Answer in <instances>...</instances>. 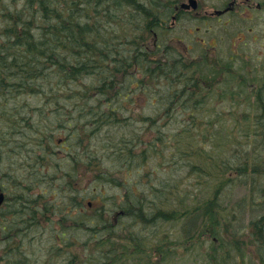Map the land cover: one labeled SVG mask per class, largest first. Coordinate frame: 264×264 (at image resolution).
<instances>
[{
	"label": "rangeland",
	"instance_id": "rangeland-1",
	"mask_svg": "<svg viewBox=\"0 0 264 264\" xmlns=\"http://www.w3.org/2000/svg\"><path fill=\"white\" fill-rule=\"evenodd\" d=\"M229 1L231 0H203L209 11L220 9ZM250 1L255 7L256 3H260L261 7L256 10L234 8L229 15L223 16L218 22L214 19L208 20L206 24L198 23L201 27L199 32L194 29L195 23L191 28L193 32H185L181 29L172 30L168 25H165L161 31L158 40L161 39L168 46L181 51L182 60H193L200 66L201 77H198V73L191 75L195 76V82H200L197 90L201 91L198 96H193V98H198L196 107H191L194 102L192 100H188L189 102L175 101L177 106L173 104L168 114L164 116L162 110L165 109V104L162 93L165 94L164 91L176 85L173 82L167 84L169 80L165 78L152 80L150 88L155 91V95L161 96L157 98L159 100L157 104H152L151 100L146 104L142 93H134L132 99L127 101L132 111L119 116L122 124L99 128L90 142L85 141L87 144L85 151H81L83 144L75 150L70 148L72 140H67L68 133L72 132L70 128L76 124L81 127L86 126L89 131L92 127V112L106 111L103 99L101 98V103H97L93 96L86 101H90L97 107L92 104L90 107L75 108L77 104H73V101H78L77 97L63 98L60 95L71 92L95 93L98 90L96 86L98 77L102 78V72H99V69L89 75L82 70V75L78 76L77 82L73 80L76 78H73L68 85L62 86L63 83L57 80L59 75L55 70L52 71L56 66L50 65L53 63L50 57L49 60H44L43 56H39L35 62L40 63V70L38 68L35 70L34 67L32 70L25 68L28 72L36 74V77L40 75L38 82L41 83V88L36 93L28 95L19 91L20 88L10 87L15 90L7 92L0 89V149L4 146L7 152V154L0 152L3 155L0 156L2 157L0 170H5L4 174L0 173V185L3 187L1 190L4 192V202L0 206V227L7 226L9 231L5 234L0 228V264H89V262L97 264L101 260L99 257H105L106 254L110 255V258L105 259L103 264H263V262H257L258 256L256 255L259 251L264 255V245H261L264 243V233L260 234L261 230L264 232V202L257 204L260 202L258 198L260 193L264 200V125L260 130L262 133H259L257 137L253 129L258 130L254 127L255 114H264V0ZM81 2L84 1L75 0L73 18L78 17V9L81 10L80 7L84 6ZM53 3L61 6L63 0H50L48 8H53ZM35 4L34 0H29V2L28 0H0V52L9 51L10 45L14 46L10 43L7 46L4 44L8 26H11L8 29L11 34L20 36L23 35V28L26 27V19L32 21L39 17L34 24L28 26L27 34L38 28L37 24L41 25V34L48 33L50 19L53 20L55 17H50L52 13H48V8L40 9ZM84 7H86L84 12H87L90 18L89 20L82 19L83 26L88 25L89 32L97 27V30L92 32L98 35L95 39L87 34L91 37H88L91 45L95 43L96 46L89 47L86 51L83 49L81 53L77 51V54L81 55L86 52L85 55H91L92 59H96L97 49H101L103 45L109 50L115 46L123 49L127 47L125 43H122L124 39L120 41V36L130 33V23L134 17L127 16L129 10L126 13L120 11L116 14L118 16L110 19V24H108L107 17L102 14L107 8L105 4H101L98 8L101 14L98 16L99 23L94 22L96 18L94 7L88 4ZM40 12L45 14L44 20ZM250 17L253 19L251 20ZM46 22L47 24H44L46 27H44L42 24ZM204 25L213 26V28L205 32ZM248 27L252 30L249 31ZM70 30L73 31V29ZM63 33L61 32L58 38L63 36ZM240 36L243 37L241 41H239ZM153 41L155 38L150 35L144 43L148 46L151 43L150 47H152ZM48 42L51 41L48 40ZM51 43L42 49L50 55L53 54L54 49L57 50L56 53H59L60 43L55 40L52 43L54 49L49 51ZM65 44L67 45V58L70 56L69 58L75 59V52L72 49L74 45ZM8 55L10 54L4 53L3 57ZM23 57L27 56L20 58L24 62ZM28 61H25V64ZM44 63L49 68L39 74ZM30 64L34 66L35 63ZM193 69L198 71V66L193 64L191 70ZM12 70L15 71V69ZM214 70L216 72L212 75ZM106 74L109 75V72L106 71ZM119 75L123 80L124 75L121 73ZM119 75L117 77L120 78ZM135 76L140 77L141 75L137 73ZM53 96L60 102L57 110L53 103L47 102ZM231 96L235 97L233 101H231ZM256 96L258 98H255ZM26 106L29 109H26L28 108ZM190 110L196 117L200 142L210 145L209 135H213L214 129H220L215 139L221 148L218 150L224 149L226 155L216 154L217 158L221 156L232 158L234 152V157H236L237 149H242L241 157L235 158L238 167H233L231 170L233 172L225 168L229 172L228 180L232 178L231 184L228 182L221 194L217 196L220 207L218 218L221 219L219 220L221 229L219 234L214 232V228L218 230L219 226L212 225L209 214L200 210L201 201L210 200L216 195V189L211 192L206 191L207 185H202L204 182L200 178L202 173L199 168L193 174L186 172V168L189 170V166H185L187 157L177 150V146L184 141L185 133L183 134L181 129L192 120L189 116ZM20 111H23V114H19ZM155 112H158L157 116ZM150 113L158 119L163 128L162 136H159L154 144L157 143L158 149L154 150L152 147L150 152L139 158L141 162H132L123 166L125 162H121L124 160L121 154H126V149L134 154L139 153V143L135 141L133 144L132 142V146L129 141L130 137H138L137 141L141 143L147 139L144 123L147 122L146 115ZM232 114L237 115V118L245 115V121L242 123L250 131L249 136H245V132L238 130L241 126L239 122L238 124L235 122V118L231 117ZM23 119H27L31 126L26 127L20 124ZM68 121L72 123V127L67 124ZM225 135L232 137L234 144L230 138L227 141ZM39 139L51 144L43 147L46 146L54 151L52 161L60 166L56 167V175L46 172L47 181L51 182L50 189L45 192L48 186L43 185L31 188L19 187L8 178L2 179L6 177L7 172L15 179H21L20 177L24 181L28 179L31 170L38 166L37 162L33 161V157L34 152L38 151L35 145ZM79 139L78 141L82 143L83 140ZM226 143L231 148L223 145ZM8 146L14 149H9ZM224 146L226 147L223 148ZM69 152H73L75 157L83 156L84 159L86 158L85 152L94 153L100 159H104L105 167L114 177L103 178L95 175L98 168L90 167V164L86 162L76 163L77 176L72 177V175L65 174V171L70 169L69 161L66 160ZM258 159H263L260 165H257ZM111 164L116 167L112 168ZM43 165L47 167L51 163L44 161ZM117 165H120L121 169H118ZM243 168L245 173L242 178L243 182L240 183L238 173ZM127 178L129 181L131 179L133 188L137 187L141 190L144 186L151 187L153 184L154 193H157L156 190L161 191V197L154 198L155 195L150 194L148 188V195H144L146 204H150L151 200L163 202L165 198H170L168 202L171 204H176L179 200L182 207L191 204L187 207L198 205L199 209L190 212L189 219H187V214L184 217L176 216L172 219L170 216L168 220L157 218V221L153 223L137 225L125 213L124 209H127L128 205H120L123 207L121 211L119 207L116 208V203L122 201L123 194V187L119 185ZM116 180L120 183L115 184ZM199 180L202 184H198ZM18 188L22 190L21 197L31 199L28 204L24 198L17 200L18 194L12 193ZM69 191L72 193L69 194ZM86 195L88 197L85 198ZM203 195L206 196L203 197ZM81 196L84 198L81 199ZM91 197L92 204L89 205ZM20 201H24V205H20ZM75 201L76 209L73 206ZM165 204L164 202L163 206ZM212 205L209 206L212 207ZM59 206L62 208L61 212ZM173 210L176 211L174 208ZM101 213L106 215V221H103L102 227L89 228L88 223L92 220L98 222L96 217ZM75 215L79 216L77 221L73 218ZM82 216L85 217L83 219L87 218L85 220L87 224L81 223ZM106 222L112 226L104 225ZM116 225H118L117 228L114 227ZM107 231L113 233L108 234ZM62 233H65L63 237ZM66 238L68 240L63 242ZM231 242L239 243L244 249L243 260L239 258ZM15 252L22 255V261L10 260Z\"/></svg>",
	"mask_w": 264,
	"mask_h": 264
},
{
	"label": "trees",
	"instance_id": "trees-1",
	"mask_svg": "<svg viewBox=\"0 0 264 264\" xmlns=\"http://www.w3.org/2000/svg\"><path fill=\"white\" fill-rule=\"evenodd\" d=\"M34 1L36 2L35 5H37V7L40 9H47L50 6L49 5L50 0H34ZM82 1H84V2H81L83 3L84 6L85 4H88L90 6L92 5L91 7H94L95 9V6H97V2L99 1L103 2L106 0H82ZM127 1L129 2V4L135 6L136 10H143V8L144 10H146V13H147L146 15L152 18V21L149 22V24L146 26L145 29L147 31L151 30L152 33L151 34L149 33L148 37H146L143 40L142 39L139 40L138 36L135 38L134 41L130 39V41H126L127 47H125L124 49L114 47V49L110 50V53L108 52L106 56L102 55L100 57L99 54L101 53V50L97 49L98 57L96 59L91 58L90 62L87 59L83 58L86 52L81 55L77 54V51L81 53L83 49H85L84 51H86L89 49V47H92V46L94 47L96 45L95 43H92L91 45V42L88 40V38H86L87 37L86 29L88 28V25L87 26L85 25L84 27L83 26L84 22H82L81 20H77V18L75 17L73 18V15H72L74 12L73 4L75 0H72V1L63 0V3L61 6L54 5L53 3L54 5L53 8H48L49 9L48 13L50 12L52 13L50 17H55L53 18V20L50 19V23H49L50 25L47 28L49 29L48 33L41 34V31H42L41 25L37 24L36 27L38 28L33 29L32 31H29L27 34L28 26L34 24V22H36V20L39 17L35 18L32 21H30L29 19H26V24H25L26 27L23 28V33H22L23 35L19 36L18 34H11L10 33L11 31L8 30L11 26H8L6 28L7 37H6V40L4 41V44L7 46L8 43H10V44H14V46L10 45L9 51L0 52V62L2 63L0 64V74H1L0 75V89H4L3 90L4 92L20 88L19 91L25 92V94L29 95L31 93H36L41 88L40 87L41 83L38 82L40 80L39 79L40 75L36 77V74L30 73L27 70H25V68L28 70H32L33 67L35 68V70L37 68L40 70V63L35 62L37 61L39 56H43L44 60H49V57H50L51 59L50 61L53 62L50 65L53 67L56 66V68L52 69V71L55 70L57 72V74L59 75L57 77V80L63 83L62 86H64V84L68 85L69 82H72L71 79L73 78H76L73 80L77 82L78 76L82 75V72H81L82 70H84V72L87 75L92 74L97 69H99V72L100 71L102 72V78L98 77L99 80H98V83H96L98 90L95 93L84 92V93L79 94V93L71 92V93H66L64 95H60L63 98L77 97L78 101L76 102L73 101V104H77L75 108H82L84 106L90 107L93 103H91L90 101H86V99L89 100L93 98V96H95V100L97 101V103L98 102L101 103V98L103 99V104L106 108V111L103 110L102 112H99V111L92 112L93 114V118L91 119L92 127H90L89 131H87L86 126L81 127L79 124H76L72 127V123L68 121L69 123L67 124L72 127L70 128L72 132L70 134L68 133L67 140H70V139L72 140L70 144V148H73L72 150H75V148L81 144H83V146H86V149H87V144L85 143V141L87 140L88 142H90L92 136L95 135V132L98 131L99 128L103 126L110 127L113 125L122 124L121 117L119 119V116L120 115L124 116L125 114H127V112L132 111L131 110L132 108L131 109L129 108L131 105H127L128 103L127 101L132 99V96L134 95V93L136 92L142 93V96L143 95L145 96L146 104H148L150 100L152 104H157V102L159 101L157 98H161V96L155 95V91H153L150 88L152 87L151 86L152 80L157 81V80L165 78L169 80L167 84H170L173 82L176 85L174 88H170L167 91H164L165 94L162 93V95L164 96V104H165V109L162 110V113H164V116L168 114V110L172 108L173 104L174 106H177V103H174L175 101L179 102L180 100H182V101L189 102L188 100H192L194 102L191 107H196V105H198V98L196 97L193 98V96L194 95L198 96V93H200L201 90L200 91H198L199 89L197 90V86L198 84H200V82L199 81L195 82L196 81L195 76H191V75L192 73L194 74L198 73V77H201V73L199 72L200 66L193 60L192 61L186 60L187 62L182 60L181 58L183 57V53L181 51H178L177 48L175 47L168 46V44L164 43L161 39L158 40L161 31L165 28L164 20L166 19V17H168L167 16L168 10L164 11L162 5L160 4L158 0H157V6L154 9L155 12H153V10H150L148 7L143 5L139 0H127ZM84 6L80 8L81 9L85 8ZM158 10H161V11H158ZM40 13H41L40 16L44 20L45 14H43L42 12ZM79 15H81L80 9H78V13H77V16ZM18 23L19 22H17L16 20V24ZM44 24H47V22L42 24L44 27H46ZM70 29H73V31ZM61 32H64L63 36H60L58 38ZM153 34H155L156 41H153L154 45L150 47L151 43L148 46L144 42L145 40L149 38L150 35H153ZM88 35L96 39L98 34L91 32ZM40 37L42 38L40 39ZM43 37H46V38H43ZM46 40L47 42H45ZM48 40H50L52 43L55 40L58 41V43H60L61 47H60L59 53H56L57 50L53 48L52 43L48 42ZM49 43H51V48H49L48 50L51 51L54 49L52 55H50V53L47 54L46 50L42 49V47L46 46ZM65 43H71L72 45H74L72 49H74L73 52H75L74 53L75 59L69 58L70 56L67 58V55H66L67 45ZM5 49L6 47L4 48V50ZM120 50H122L123 53L125 54L124 59L119 58V56H117L114 53L115 51H119L120 53ZM21 51H23V53H21ZM4 53H8L10 55L3 57ZM22 56H27V57H23L24 62L23 60L20 59L22 58ZM5 58H7L6 61H4ZM70 59H72L73 61H68ZM16 60L18 63L16 62ZM25 61H28V63L25 64ZM31 62L35 63L34 66L30 64ZM193 64L194 66L195 65L198 66V71L196 69L191 70ZM47 68H49V66H45V63H44L42 70L39 71V74L40 73L42 74L44 70ZM12 69H15V71H13ZM106 71L109 72V76L106 74ZM215 72L216 71L214 70V73H212V75L215 74ZM120 73L124 75L123 80L121 79V76L119 75ZM137 73L140 74L141 76L136 77L135 75ZM117 75H119L120 78L117 77ZM81 77L79 78L81 79ZM188 77L189 79H186ZM10 87L15 88V89H10ZM58 92H61V91H58ZM1 93L3 92L1 91ZM231 97H232L231 101H233L235 97L234 96H231ZM255 98H258V97L256 96ZM58 100L59 99L53 96L52 99L48 100L47 102L53 103L55 110H57L60 107V102ZM93 106H96V105L93 104ZM26 109H29V107ZM20 112L21 113L19 114H23V111H20ZM155 113L157 116L158 112H155ZM190 113H189V116L191 117L192 120L190 121V123H188L186 127L181 129L182 130L181 132L183 134L185 133L184 141L183 142L181 141V144L177 146V150L180 152L181 155H185V157H187L185 166L188 165L189 170H187L186 168L185 171L190 174H193V172L198 171V168H199V171L202 173V176L200 178L204 183L203 184L200 183V180H199L198 184L200 183L202 185H207L206 187L207 192H211L213 189H216L215 196H213L210 200L206 201V199H204L203 201H201L202 205H200V210H202V212H207L209 214V220L212 222V225L219 226L218 230L214 228V232L219 234V231L221 232V229H220L221 219L218 218V212L220 210V207L218 204L219 197L217 196L219 195V193L221 194L222 189L226 186L228 182L229 184H231L230 181L232 180V178L228 180L229 172L226 171L225 168H228L227 170L231 171L233 167H238V164L235 158L241 157L242 149L241 150L237 149L236 152L238 154L236 155V157H234V154H235L234 152L232 154V158H229L228 156L227 157L225 156L226 158L225 157L222 158V156L217 158V155H220V154L226 155L224 149L218 150L221 148H219L220 145H217L216 139H215L219 135L218 131L220 129H214L215 132L212 133L213 135H209V138L211 140L210 145H208V143H205V142H200L198 138V135H199L198 125L195 122L196 117H194L193 111L190 110ZM236 116L237 115H234V114L231 115L232 118H235V122L237 124L239 122L241 126L238 130L240 132L241 131L245 132L244 133L245 136H249L250 131L242 123L243 121H245V115H243L241 118H237ZM145 118L147 122L144 123V126H145L144 129L146 132L147 139L143 143L138 141L139 153L134 154L132 152H129L128 149H126L127 151L126 154H123V153L121 154V158H124V160L121 162L122 163L125 162L123 166H126L127 164L132 163V162L133 163L141 162L142 160H139V158L141 156L144 157L148 152H150L152 147L154 148V150L158 149L157 143L156 145L154 144L156 140L159 139V136H162L163 128H161V124L159 123L158 119L153 117L151 113L149 115H146ZM263 120H264V114L262 113L255 114V119H254L255 126L254 127L258 130L253 129V131H255L256 137L259 133H262L260 132V130L262 129L264 125ZM25 122H26V119H23V122H21L20 124H24L26 127H29V125L25 124ZM125 124H128V123L125 122ZM213 128H215L214 125H213ZM199 130L200 132L203 131L200 128V126H199ZM130 138L131 139H129V141L131 142L132 146L135 141L139 140L138 137H130ZM228 138H230V136L225 137L227 141H229ZM231 138H230V141L233 142V139ZM78 139L81 141L83 140V142L80 143ZM36 142L37 143L35 146L36 148H38V151L34 152L35 155L33 157V161L37 162L38 166H35V168L31 170V172L28 174V179L26 181L22 180V177H20L21 179L19 178L15 179L9 176V172L5 173L6 177H3L2 179L8 178V180L13 181L14 184H17L19 187H24V188H31L33 186L40 187L42 185L44 187L48 186L47 190L45 191L47 192L50 189L51 182L50 180L47 181L48 177H46V172L56 175L57 173L56 167H60V166H57V163L54 164L55 162L52 161L54 151L51 150V148L46 147L50 143L44 142L43 139H39ZM232 144H234V142ZM44 145L46 146L43 147ZM223 145L227 146V147L224 146L223 148L225 147L231 148V146H228V143L223 144ZM8 147L9 149H14L11 146H8ZM70 148H69V151H70ZM73 152H69L68 157L66 158V160L68 159L69 161L70 169H67V171H65V174L72 175V177L77 176L76 174L77 172H75L76 163L79 164L81 162L82 163L86 162V164L88 163L90 164V167L98 168V171H96L95 175H100L103 178H109V177L113 178L114 177L113 174L111 175L110 174L111 172H109V170L105 167L104 159L103 160L100 159L94 153L90 154L86 152H85V157H86L85 159L83 158V156H80L79 158V157H75ZM1 153L7 154L6 151L5 152L3 151ZM1 153H0V156H3ZM136 157L138 159H135ZM0 158H1L0 162H2V157ZM44 161L51 163V165H47L46 167L45 165H43ZM233 161H235V163H233ZM262 161L263 159L262 160L258 159L257 165H260ZM28 164L29 162L27 161V166ZM252 164H254V161H252ZM111 166L112 168L116 167V165L114 164H111ZM117 168L121 169V166L117 165ZM7 170L10 171L9 168H7ZM139 170H141V168H139ZM4 172L5 170L4 171L0 170L1 174H4ZM244 173H245L244 168L240 170L238 173L240 175V179H239L240 183L243 182L242 178H243ZM128 179L129 178L124 179L123 183L119 185L123 187V194L121 196L122 201H120V203L119 202L116 203L117 205L116 208L119 207V210L121 211L123 207H121L120 205H124V204L125 206L128 205V208L124 209L126 211L125 213L128 215L129 218H132V221L137 225H140V224L145 225L148 223H153L157 221V218H161L162 220H168L170 216L172 219L176 216L184 217L187 214H188L187 219H189L190 217L189 213L192 211H196V209H199L197 208L198 205L187 207L188 205H191V204H186L185 206L182 207L181 206L182 203L179 200L176 202V204H171L168 202L170 198L168 199L165 198L163 202L161 200H159L158 202H154L151 200L150 204L149 203L146 204L144 195H148L149 193V191L147 190L148 188L150 189V194L155 195L154 198L161 197V191L156 190L157 193H154L153 192L154 185L151 183H150L151 187L144 186V188L141 190L137 187L133 188L131 186V179L130 181ZM117 182H119V180H116L115 184ZM123 185H128V186H123ZM1 186L2 185H0V190L1 188H3ZM70 192L72 193V191H69L68 193L71 194ZM12 193L18 194L19 198H16L17 200H23L24 197H21L22 190L20 188H18L17 191H12ZM261 195L262 194L260 193L258 196L260 202H257V204H262L261 202H264V200L261 198ZM204 196L206 195H203V197ZM69 197L74 198L73 196H70V195ZM86 197L88 196L86 195L85 198ZM83 198L84 197L81 196V199ZM253 199H254V194H253ZM24 200L25 201L27 200V204L28 202L31 201L29 197L24 198ZM90 200L92 204V197L90 198ZM164 202L166 203L165 206H163ZM24 203H25L24 201H20V205H24ZM211 204H213L212 207L209 206ZM58 205L59 204H57V206ZM73 206H74V209L77 208L75 207L76 201L74 202ZM116 208L114 209L116 210ZM173 208L176 211H174ZM61 209L62 208L59 206L60 212H61ZM13 210L15 211L17 209H13ZM158 211H159V214L157 213ZM18 212L19 211L17 210V213ZM66 213L68 214V212ZM28 215L30 216L31 214H28ZM121 215L123 216L124 214H121ZM105 216H106L105 213H101V215L97 214L96 218L98 219V222L94 220L90 221L88 223L90 225L89 228L94 229V227H99V228L102 227L103 221H106ZM78 217H79L78 215H75L73 218L74 220H76ZM145 217H147V219L144 220ZM83 218L85 217L82 216L81 223L87 224V222L85 221L87 220V218L86 219H83ZM106 224H108L110 227L112 226L110 223H107V222L104 225ZM124 225L125 224H123V226ZM2 227L3 226H1L0 228L2 229ZM114 227L117 228L118 225ZM4 228L5 226L3 227L2 231L4 230ZM222 230L224 231V229ZM111 232L112 231H107L108 234L113 233ZM261 233L263 235L264 232L261 230L260 234ZM64 234L65 233H62V237L64 236ZM67 240L68 239L66 238V240H64L63 242H66ZM231 244H233V248L237 252L239 258L243 260L244 259L243 255L245 254L244 249L237 242H234V243L231 242ZM261 245H264V243H261ZM104 256L105 257L103 256L99 257L101 258V260L99 261L100 263L98 262L97 264H103L102 262L105 261V259L110 258V255L106 254ZM256 256H258L257 262L259 263L263 262L264 264L263 253L259 251V254H257Z\"/></svg>",
	"mask_w": 264,
	"mask_h": 264
},
{
	"label": "bare ground",
	"instance_id": "bare-ground-1",
	"mask_svg": "<svg viewBox=\"0 0 264 264\" xmlns=\"http://www.w3.org/2000/svg\"><path fill=\"white\" fill-rule=\"evenodd\" d=\"M143 5H145L146 7H148L150 10H153V12H155L154 11V9H155V7L157 6V0H139ZM159 2H160V4L162 5V7H163V10L164 11H166V10H168V15L167 16H169V14H170V12L172 11V6H170L174 1H178V0H158ZM233 1L231 0V1H229L228 3H227V5H225L226 7H224V8H220V9H213V10H208L209 12H211V13H213V14H215V15H217V14H222V13H224V12H228V11H230L231 10V3H232ZM188 3H190L191 5H192V0H188V2L187 3H185L183 6H189L188 5ZM101 4H105L106 6H107V8L106 9H104V12L102 13L103 15H105L106 17H107V19H108V21H107V23L108 24H110V19H112V18H115V17H117L118 15H116L117 13H119L120 11H124V13H126V11L127 10H129V15H127L129 18H131L130 16H132V18H133V20H132V23H130V28H129V30H130V33L129 34H125V35H123V36H120L121 37V40L120 41H122L123 39H124V42H122V43H127L126 41H130V39H132V41H134L135 40V38L138 36V39L139 40H143V39H145L146 37H148V35H149V33L151 34L152 32H151V30H149V31H147L145 28H146V26L149 24V22L150 21H152V18H150L149 16H147L146 14V10H144V8H143V10H136L135 9V6H133V5H131V4H129V2L127 1V0H117V2H116V0L115 1H113V0H106V1H104V3H102L101 1H99V2H97V6H95V11H96V14H95V16H96V18H94V22H97V23H99V19H98V16L99 15H101L100 13H99V10H98V8H99V6L101 5ZM124 5V6H123ZM142 5V6H143ZM92 6V5H91ZM131 7V8H130ZM193 7V6H192ZM86 8V7H85ZM85 8H83V9H81V12H82V14L81 15H79L78 17H77V20H81L82 21V19L83 18H86V19H88L89 20V18H90V16L87 14V12H84L85 10ZM226 8H228L226 11H225V9ZM145 9H147V8H145ZM133 10V11H132ZM158 11H161V10H158ZM221 11H223V12H221ZM138 13V14H137ZM135 16H134V15ZM151 14V13H150ZM84 16V17H83ZM136 21H138V22H136ZM165 22V25H168L169 26V24L171 23V19H169V17H166V19L164 20ZM88 22V21H87ZM105 23H106V20H105ZM106 23V24H107ZM87 26V25H86ZM90 27H88L86 30H87V34H89V33H91L93 30H97L96 28L97 27H93L94 29L93 30H91L90 32H89V29ZM112 28H114V26H112ZM89 32V33H88ZM90 36V35H89ZM89 36H87L86 38H88ZM124 37V38H123ZM153 37L155 38V41H156V37H155V34H153ZM89 38H91V37H89ZM120 41H118V42H120ZM104 47V48H103ZM103 47L100 49L101 50V53L99 54L100 55V57L102 56V55H107L108 54V52L110 53V50H109V48H107L106 46H104L103 45ZM115 48H116V46H115ZM114 49V48H113ZM112 49V50H113ZM117 56H119V58H121V59H124L125 58V54L123 53V51L122 50H120V53H122V54H120L119 53V51H115L114 52ZM89 56V57H88ZM88 56H86V55H84V59H87L89 62H90V59H91V55H88ZM109 76V75H108ZM111 81V80H110ZM25 124H27V125H29V126H31V123L30 122H28L27 121V119H26V122H25ZM136 143H138V141H136ZM86 150V147L85 146H81V151H85ZM5 152L6 150L4 149V146L0 149V152ZM0 193H3V195H4V192L2 191V190H0ZM4 202V199H3V201H2V203ZM2 203L0 204V206L2 205ZM4 227V226H3ZM3 227H2V229H3ZM4 233L6 234H8V230H7V226H5V228H4ZM25 256V255H24ZM10 260H12V261H22L23 260V257H22V255L19 253V252H15L14 253V255L10 258Z\"/></svg>",
	"mask_w": 264,
	"mask_h": 264
},
{
	"label": "flooded vegetation",
	"instance_id": "flooded-vegetation-1",
	"mask_svg": "<svg viewBox=\"0 0 264 264\" xmlns=\"http://www.w3.org/2000/svg\"><path fill=\"white\" fill-rule=\"evenodd\" d=\"M233 2L231 3V10L228 12H224L222 14H213L211 12L208 11L207 6L204 4L203 0H194L192 3L193 5H191L190 3H188L189 6H183L185 3L188 2V0H178V1H174L170 6H172V11L169 14V19H171V23L169 24V28L172 30H178L181 29L182 31L185 32H193V30H191L192 26L194 25V29L199 32L201 27L198 26V23H204L206 24V22L208 20H216L217 22L226 15H229V13H231V11L234 8H246L247 10H256L258 7H261L260 3H256V7L254 6V4L250 1V0H239L237 2V0H232ZM240 2V3H239ZM193 6V7H192ZM242 6V7H240ZM226 7L225 5L222 6L221 8ZM240 11V10H239ZM250 19L252 20L253 18L250 17ZM191 24V25H190ZM193 24V25H192ZM179 25H181V27H178ZM205 26V32H208L210 29L213 28V26H208V25H204ZM219 27V26H218ZM249 31L252 30L251 27L247 28ZM241 41L243 39V37L240 36L239 38ZM199 41L202 42V39L199 38Z\"/></svg>",
	"mask_w": 264,
	"mask_h": 264
},
{
	"label": "water",
	"instance_id": "water-1",
	"mask_svg": "<svg viewBox=\"0 0 264 264\" xmlns=\"http://www.w3.org/2000/svg\"><path fill=\"white\" fill-rule=\"evenodd\" d=\"M227 9H228V8H226L225 11H226ZM221 12H223V11H221ZM3 199H4V195H3V193H0V204L2 203Z\"/></svg>",
	"mask_w": 264,
	"mask_h": 264
}]
</instances>
